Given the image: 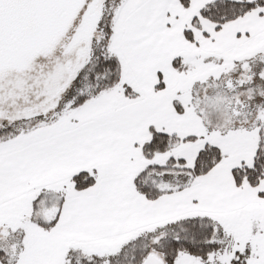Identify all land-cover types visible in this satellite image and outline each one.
<instances>
[{
	"label": "snow or ice",
	"instance_id": "6c2138e0",
	"mask_svg": "<svg viewBox=\"0 0 264 264\" xmlns=\"http://www.w3.org/2000/svg\"><path fill=\"white\" fill-rule=\"evenodd\" d=\"M0 264H264V0H0Z\"/></svg>",
	"mask_w": 264,
	"mask_h": 264
}]
</instances>
